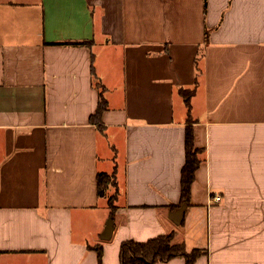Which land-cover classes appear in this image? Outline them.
<instances>
[{
	"label": "crops",
	"instance_id": "1",
	"mask_svg": "<svg viewBox=\"0 0 264 264\" xmlns=\"http://www.w3.org/2000/svg\"><path fill=\"white\" fill-rule=\"evenodd\" d=\"M190 121L203 162L177 225ZM173 231L196 264H264V0H0V264H99L98 244L120 264L122 241Z\"/></svg>",
	"mask_w": 264,
	"mask_h": 264
},
{
	"label": "trees",
	"instance_id": "2",
	"mask_svg": "<svg viewBox=\"0 0 264 264\" xmlns=\"http://www.w3.org/2000/svg\"><path fill=\"white\" fill-rule=\"evenodd\" d=\"M208 0H205V8L207 7ZM210 32L208 28L205 30V40L209 39ZM70 44H88L91 42H75ZM93 74L95 75L94 69ZM96 76V75H95ZM96 86L99 89V102L95 113L91 114L90 122L96 124L99 129L104 130L102 120L103 113L108 109V99L105 95V85L98 79ZM181 94L185 97L186 103L190 108V98L193 94V89H180ZM191 122L186 127L185 136V163L181 172V201L179 205L172 206L174 209L183 204L189 205L191 202L192 185L195 180L196 171L203 162L204 149L195 146L194 131ZM97 186L99 191L106 192L110 186L117 187L116 169L112 173L101 171L97 174ZM117 193L115 195V199ZM111 207V215L114 213L115 205L112 199H109ZM176 232L173 231L167 234H161L152 237L146 241H137L134 239H126L122 241L120 247V264H157L158 262L169 261L175 257H183L186 264H196L199 257L208 255L206 248H193L188 250L184 242L175 241ZM98 253L99 264L103 262V246L98 244L91 246Z\"/></svg>",
	"mask_w": 264,
	"mask_h": 264
},
{
	"label": "water",
	"instance_id": "3",
	"mask_svg": "<svg viewBox=\"0 0 264 264\" xmlns=\"http://www.w3.org/2000/svg\"><path fill=\"white\" fill-rule=\"evenodd\" d=\"M101 194H104V191H101ZM186 207L187 205L183 204L179 208L170 212L169 217L175 224L180 225L182 223L185 217ZM114 228V219L113 216H110L107 219L106 225L101 233V238L103 240H110L113 236Z\"/></svg>",
	"mask_w": 264,
	"mask_h": 264
},
{
	"label": "rangeland",
	"instance_id": "4",
	"mask_svg": "<svg viewBox=\"0 0 264 264\" xmlns=\"http://www.w3.org/2000/svg\"><path fill=\"white\" fill-rule=\"evenodd\" d=\"M115 195H116V187L115 186H110L108 188V190L106 191V193H105V195L103 196L102 199H103L104 202L108 203L109 199L111 198L112 201H113V204H115L116 203ZM104 211H107V209H105ZM104 211L102 210V212H101L103 215L105 214Z\"/></svg>",
	"mask_w": 264,
	"mask_h": 264
},
{
	"label": "built area",
	"instance_id": "5",
	"mask_svg": "<svg viewBox=\"0 0 264 264\" xmlns=\"http://www.w3.org/2000/svg\"><path fill=\"white\" fill-rule=\"evenodd\" d=\"M220 199H221V196L220 195L213 196V200L214 201H219Z\"/></svg>",
	"mask_w": 264,
	"mask_h": 264
}]
</instances>
